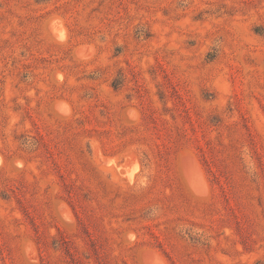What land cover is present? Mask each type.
I'll use <instances>...</instances> for the list:
<instances>
[{"label":"rangeland","instance_id":"obj_1","mask_svg":"<svg viewBox=\"0 0 264 264\" xmlns=\"http://www.w3.org/2000/svg\"><path fill=\"white\" fill-rule=\"evenodd\" d=\"M0 264H264V0H0Z\"/></svg>","mask_w":264,"mask_h":264},{"label":"bare ground","instance_id":"obj_2","mask_svg":"<svg viewBox=\"0 0 264 264\" xmlns=\"http://www.w3.org/2000/svg\"><path fill=\"white\" fill-rule=\"evenodd\" d=\"M201 176V175H200ZM198 179V178H197Z\"/></svg>","mask_w":264,"mask_h":264}]
</instances>
